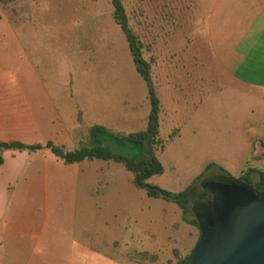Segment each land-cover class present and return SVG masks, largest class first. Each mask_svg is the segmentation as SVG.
<instances>
[{"label":"rangeland","instance_id":"rangeland-1","mask_svg":"<svg viewBox=\"0 0 264 264\" xmlns=\"http://www.w3.org/2000/svg\"><path fill=\"white\" fill-rule=\"evenodd\" d=\"M122 1L152 63L162 107L163 147L155 154L165 171L147 182L175 194L194 185L201 193L203 182L224 171L239 178L249 168L264 170V91L219 73L206 36L212 0ZM113 12L112 0H0V53L9 50L6 23L19 29L35 24L46 45L41 74L51 79L66 73L59 115L9 112L7 101L0 103L1 141L52 140L74 150L88 145L93 125L125 134L146 129L147 86ZM20 51L18 45L17 56ZM8 151L33 163L31 180L38 186L12 190L8 215L26 205H50L46 244L56 256L46 254L41 240L42 255L35 254L31 264H176L196 246L199 228L183 220L175 203L137 188L124 165H67L48 150L35 159ZM204 160L218 167L206 172ZM252 177L259 179L256 172ZM195 218V212L188 215ZM5 252L3 264H22L14 251Z\"/></svg>","mask_w":264,"mask_h":264},{"label":"crops","instance_id":"crops-1","mask_svg":"<svg viewBox=\"0 0 264 264\" xmlns=\"http://www.w3.org/2000/svg\"><path fill=\"white\" fill-rule=\"evenodd\" d=\"M6 25L3 36L9 37V50L0 53V103L7 101L9 108L6 111L9 112L59 115L57 98L66 94V73L65 76L57 73L51 79L41 74L39 62L46 66V45L40 39V28L30 23L20 29L12 23ZM19 32L24 35L19 37ZM206 36L211 57L221 75L248 90L264 91V0H212ZM18 45L21 51L17 56ZM93 95L99 96L94 91ZM13 106L20 108H11ZM11 142L17 141L8 143ZM44 150L50 151L44 148L33 153H19L35 159ZM10 152L14 151H6L5 161L0 165V264H3L6 250L21 257L22 264H31L35 254L42 255L41 240L46 254L56 256L50 252V244H46L45 228L50 205H26L8 215L12 190L16 193L23 191L25 186L33 190L38 187L31 180V170H36L33 163L27 164L25 159L20 161L13 154L9 157ZM211 163L205 164L204 160L202 168L205 170ZM74 245L78 246L77 243Z\"/></svg>","mask_w":264,"mask_h":264},{"label":"trees","instance_id":"trees-1","mask_svg":"<svg viewBox=\"0 0 264 264\" xmlns=\"http://www.w3.org/2000/svg\"><path fill=\"white\" fill-rule=\"evenodd\" d=\"M112 4L114 7V20L127 37L136 69L147 86V99L150 105V114L146 129L125 134L115 132L103 125H93L88 131V145L70 151L66 150L63 146L54 144L52 141H48L45 144H27L19 141L8 143L0 141V165L5 161L3 155L5 151L17 150L33 153L44 148L49 149L57 158L67 165L94 160L120 163L124 165L127 171L133 174V182L137 188L143 189L151 198L163 199L175 203L182 211L183 220L197 226L201 233L197 218L192 221L188 219V215L191 212H195L200 207L206 205V202L201 205H199V203L197 204L199 193L194 185L184 192L175 194L147 182L151 177L161 175L165 171L163 164L155 154V151L159 147H163L160 138L161 100L152 78V63L144 56V43L132 29L123 1L112 0ZM215 167H218L215 163L209 164L206 168V172ZM221 170L224 171V169ZM224 172L225 173L215 178L226 181H237L264 193V170L249 168L239 178L232 176L226 171ZM255 172L259 176L256 182L252 177V174ZM192 253L181 258L176 264H189Z\"/></svg>","mask_w":264,"mask_h":264},{"label":"water","instance_id":"water-1","mask_svg":"<svg viewBox=\"0 0 264 264\" xmlns=\"http://www.w3.org/2000/svg\"><path fill=\"white\" fill-rule=\"evenodd\" d=\"M212 200L197 209L201 233L189 264H264V193L208 179Z\"/></svg>","mask_w":264,"mask_h":264},{"label":"flooded vegetation","instance_id":"flooded-vegetation-1","mask_svg":"<svg viewBox=\"0 0 264 264\" xmlns=\"http://www.w3.org/2000/svg\"><path fill=\"white\" fill-rule=\"evenodd\" d=\"M202 187H203V192L198 194L197 204L199 203V205H201L205 202L207 204L208 201L212 200V198H213V193L211 192V190L209 188L204 187V182L202 184Z\"/></svg>","mask_w":264,"mask_h":264}]
</instances>
